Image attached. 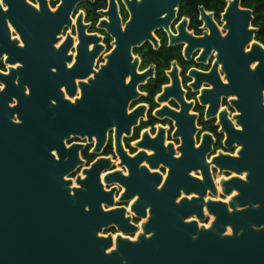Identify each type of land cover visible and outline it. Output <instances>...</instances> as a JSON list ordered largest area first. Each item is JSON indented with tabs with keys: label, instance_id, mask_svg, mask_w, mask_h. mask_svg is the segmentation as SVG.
<instances>
[{
	"label": "water",
	"instance_id": "95a60500",
	"mask_svg": "<svg viewBox=\"0 0 264 264\" xmlns=\"http://www.w3.org/2000/svg\"><path fill=\"white\" fill-rule=\"evenodd\" d=\"M38 1L40 10L27 0H6L7 11L0 8V57L6 53L8 63L24 65L11 69L8 75L0 74V81H7L4 88L7 95L0 92V264H264V130L257 124L250 126V146H246L245 140L240 159L221 155L214 160L221 169H230L237 175L250 174L246 180L233 177L222 181L225 195L237 192L229 202L205 201L208 189L218 195L205 161L212 142L208 136L202 148L196 150L192 134L186 137L187 133L178 132L183 137L180 149L183 157L175 160L179 165L171 169L161 190L156 189L159 174H150L144 168L135 171V167H131L137 159L128 158L130 177H124L120 171L106 175L105 184L118 182L125 187L120 202L139 197L132 211L147 221L142 224L143 233L136 241L122 235H117L116 241L112 234L100 236L113 226L124 236L138 231L131 225V219L126 218L124 207L107 211L115 206L116 192L115 189L106 191L101 180V175L111 167L109 159L101 158L86 170V177L77 180L81 187L73 189L78 195H70L72 182L66 177L82 163L78 150L84 146L75 144L68 149L65 140L80 136L92 142L95 137V152L101 153L107 131L116 125L117 149L125 156L120 137L122 132H130L139 113L138 109L130 116L126 114L129 101L137 93L133 84H125V78L129 74L133 80L139 78L136 63L132 64V48L146 40H152L157 46L153 32L160 27L169 29L183 0H124L131 14L125 29L121 27L116 1L110 0L109 11L102 13L109 17V22L102 21L100 27L116 38V48L108 57L107 65L98 72L92 70V65L103 47L98 45L100 38L87 36V26L80 15L77 62L73 68L62 67L57 73L44 67V40L57 41L56 35L65 25H71L70 15L76 5L87 0H62L55 13L50 11L46 0ZM241 3L242 0H229L224 16L240 52L258 31L252 25L254 12L242 8ZM200 11L204 20L212 21L211 13L207 14L204 8ZM7 22L19 33L25 48L18 47V40H11ZM212 29L218 35L213 24ZM182 34L185 35L183 30ZM186 37L192 42L204 43L207 39ZM170 38L175 42L181 37L170 34ZM90 42L96 43L92 52L88 50ZM253 52L255 58L260 56V60H264V48L256 40L253 51L247 56ZM222 61L232 84L233 67L228 65L229 61ZM237 66L234 72H238L237 78L244 81L250 92L247 99L240 94L242 109H239L245 116L247 111L250 114L264 112V70ZM91 72L95 80H89V84L83 82ZM250 72L255 74L249 75ZM194 74L201 79L202 74ZM76 76L80 79L78 85L74 80ZM26 85L34 87L33 96L20 104L17 97L22 90H27ZM63 87L70 99L75 97L79 87L81 98L74 102L67 99ZM14 98L17 105L11 107ZM52 98L57 101L54 110L49 107ZM194 117L186 114L180 120L182 127L191 133L194 128L187 119ZM240 123L244 128L247 126L246 120ZM260 125L264 127V120ZM54 150L59 160L51 156ZM198 166L204 170V181L188 174ZM181 190L186 197L174 203L181 196ZM192 192L199 197L188 199ZM147 208H150L149 216ZM83 209L89 211L86 213ZM205 209L215 218L209 228L205 227ZM229 228L234 235L228 234ZM98 240H111L112 247L116 245L113 249L116 254L107 250L103 253Z\"/></svg>",
	"mask_w": 264,
	"mask_h": 264
},
{
	"label": "flooded vegetation",
	"instance_id": "af4514ba",
	"mask_svg": "<svg viewBox=\"0 0 264 264\" xmlns=\"http://www.w3.org/2000/svg\"><path fill=\"white\" fill-rule=\"evenodd\" d=\"M115 1L121 20V27L125 29L126 24L131 19L130 11L124 0ZM183 1L178 7L176 16L170 23L169 29L160 27L153 32L154 38L158 42L157 46L152 40H146L141 45L132 48L131 53L134 59L132 64L136 63V75H139V78L133 80L130 74L125 78V84H133V88L137 93L129 101L126 114L130 116L138 109L139 113L136 115V122L130 127V132H122L120 137L125 156L120 155L117 149L116 125L110 127L107 131V140L101 153L95 152V137H93L92 142L89 141L88 137L82 138L80 136H71L70 140H65L68 149L75 144L84 146L78 150L82 163L78 164L75 170L66 177V180L72 182L70 186L71 193H73V189L80 188L77 187V180L79 178L84 179L86 170H89L97 160L101 158L110 160V169L101 175L106 191L116 190L114 194L115 206L108 208L107 211L124 207L126 209V218H130L131 225L138 228V231L134 234L124 236L113 226L109 228L108 234L114 236L138 237L139 233L142 232V224L147 221V219L138 217L132 211V205L139 198L138 195L128 202H120V198L126 191L125 187L118 182L110 185L104 183V177L116 171L122 172L124 177H130L128 158L137 159L135 163L132 162L131 166L135 167V171L144 168L150 174H159L160 181L156 189L161 190L170 176L171 169L179 165L175 160H180L183 157V153L180 150L183 147V137L178 132L187 133L186 137L188 134H192L193 147L196 150L202 148L205 143V136H208L212 139V142L211 150L205 154V161L209 165L208 171L218 195H220L219 200L227 202L231 197L236 196L237 192H234L232 196L225 195L222 190V181L233 177H240L246 180V172L237 175L236 172L230 169H221L220 166L214 163V160L221 155L240 159L241 155L240 152H237V149H241V151L244 149L245 140L247 141L246 146H250V126L257 124L261 131L264 130V127L260 125V122L264 120V112L250 114V111H247L245 116L244 112L239 109L242 104V99L239 97L240 94L247 99L250 92L243 84L244 81L237 78L238 72L236 74L234 72V67L238 68L237 64L248 65L252 71H255L251 68V64L246 57H249L247 54L253 51L255 40L263 48L264 44L257 40L256 33L252 41H248L243 45L242 52L238 50L237 39L233 37V32L230 34V28H227L229 23L224 19L229 0H226V4L220 13L215 10H209L204 5H198L196 11L190 9L191 12L186 10L182 13L181 5ZM46 2L53 13L62 4V0H46ZM37 4L39 5L38 8L35 7ZM30 5L40 10L38 0H32ZM5 7L8 9L6 5ZM241 7L244 8L242 3ZM109 8L110 0H87L77 4L70 15L71 25H65L62 32L56 35L58 40H44L43 63L46 70L51 71L52 67H56L58 72V69L62 67L71 69L76 64L80 45L77 21L80 15H83L82 22L87 26L85 30L87 36L100 38L98 45L103 47L94 59L92 70L98 72L102 66H106L108 57L116 48V38L106 28L100 27L102 21L109 22V17L102 14L108 12ZM201 8H204L207 14H212V21L208 22L203 19ZM53 9H56V11H52ZM7 23L10 28L11 40H17L16 37H20L19 33L10 22ZM212 24L216 27L218 35L212 29ZM181 30L184 31L185 35L182 34L181 36ZM170 34L181 38L172 42ZM186 35H190L195 39H207L204 43L202 41L192 42L190 37L187 38ZM69 38H71V41L68 40ZM21 44L24 46L21 47ZM57 44L60 45L58 48L56 47ZM95 45L96 43L90 42L88 50L92 52ZM25 46L20 37L18 47L25 48ZM68 57H70V60ZM7 58L6 53H3L0 57V74H10L11 69L18 68L17 65L24 67L20 62L16 64L8 63ZM258 58L260 59V56ZM256 59L254 57L253 62H256ZM222 60L229 61L228 65L233 67L232 74L234 78L232 84L227 78V73L223 70ZM69 63H71L72 67H68ZM94 72H91L83 82L89 84V80L94 81ZM194 72L202 74L201 79H199L200 75L196 77ZM74 80L78 85L80 79L76 76ZM226 80L228 83H225ZM0 83L2 82L0 81ZM62 92H66L64 87ZM234 96L237 99H233L232 97ZM66 98L70 99L67 94ZM80 98L81 90L77 87L75 97L70 100L74 102L75 99ZM16 105L17 100L14 98L10 106L14 107ZM186 114L195 116L193 120L187 119V123L194 128L192 133L186 127H182L183 123L180 122V120L185 118ZM14 120H17V118L15 117ZM243 120L247 121L245 128L240 123ZM54 152L56 151L54 150ZM188 174L200 181H204V170L202 167L197 170H190ZM180 192L181 196L177 199L179 201L186 197L184 190ZM218 195H213L208 189L205 201L209 199L218 201ZM187 197L192 199L199 196L192 192ZM149 210L150 208H147L148 216ZM206 213L207 210L205 209V215L207 216ZM192 220L189 219V221ZM206 225L209 226L210 224Z\"/></svg>",
	"mask_w": 264,
	"mask_h": 264
},
{
	"label": "snow or ice",
	"instance_id": "6c2138e0",
	"mask_svg": "<svg viewBox=\"0 0 264 264\" xmlns=\"http://www.w3.org/2000/svg\"><path fill=\"white\" fill-rule=\"evenodd\" d=\"M5 2H6V0H0V8L4 9V11H7V8L5 7ZM27 2L29 4H31L32 3V0H27ZM35 7L38 8L39 5L37 4V5H35ZM52 11L55 12L56 9H53ZM16 39L19 40L20 37L18 36V37H16ZM20 46L23 47L24 45L21 44ZM59 46H60L59 44L56 45L57 48ZM254 57H255V53L254 52L251 54V56L246 57V59L251 64V68L254 69V70H256V71L264 70V60H260V59L257 58L256 59V62H253V58ZM17 66L20 67L21 65H17ZM68 67H72L71 63H69ZM55 72H57V68L56 67H52L51 68V73H55ZM254 74H255L254 72H250L249 73V75H254ZM6 83H7V81H5L4 83H0V92H3V95H7V92L4 91V86H5ZM225 83H228V81L226 80ZM25 88L27 89V91H23L22 90V93L20 94V96L17 97V99L19 100L20 104H23L24 102L31 100V98L33 96V89H34V87L31 86V85H26ZM71 91H72V96L74 97V90H71ZM12 98L13 97H11V99ZM232 98L233 99H237L236 96H234ZM56 104H57V101H56L55 98H52L49 101V107L50 108H53V106H55ZM53 110H54V108H53ZM240 151H241V149H237V152H240ZM61 152H62V148H61ZM51 156L52 157H56L57 160L60 159V157L57 156V153L54 152V151L51 153ZM53 162L55 163L56 161H53ZM245 176L250 178V174H248V173H245ZM157 184L159 185V181H158ZM67 187H69V185H66V188ZM77 187H81V186L80 185H77ZM70 195L73 196V197H75L76 195H78V193H70ZM174 203H177L178 204L179 203V200L174 201ZM83 211H85L87 213L89 211V209H83ZM193 219H195V217H193ZM205 227H207V225H205ZM228 234L234 235L233 234V231H232V228H229L228 229ZM148 235H151V233H148ZM127 239L132 240V241H136L137 240V237L136 236H130ZM98 241L102 244L103 253H104L105 250H107V253H111L112 255H115L116 254L115 251L113 250V247H112V244H111V240H108L107 242H105L104 240H98ZM109 244H110V246H109ZM118 250H119V246H117L116 251H118Z\"/></svg>",
	"mask_w": 264,
	"mask_h": 264
},
{
	"label": "trees",
	"instance_id": "16d2710c",
	"mask_svg": "<svg viewBox=\"0 0 264 264\" xmlns=\"http://www.w3.org/2000/svg\"><path fill=\"white\" fill-rule=\"evenodd\" d=\"M225 4L226 0H187L183 1L181 10L182 13L186 10L191 12L190 9L196 11L198 5H204L207 9L220 13ZM242 6L254 12L252 25L258 29L257 40L264 44V0H242Z\"/></svg>",
	"mask_w": 264,
	"mask_h": 264
},
{
	"label": "rangeland",
	"instance_id": "374dc122",
	"mask_svg": "<svg viewBox=\"0 0 264 264\" xmlns=\"http://www.w3.org/2000/svg\"><path fill=\"white\" fill-rule=\"evenodd\" d=\"M217 198H218L217 200H219L220 199V195H218ZM206 214H207V218H206L207 220L205 221V224H210L211 218L213 216L209 215L208 213H206ZM201 224H203V223H201ZM108 232H109V229H107L103 233H101L100 236H102V234H104L105 236H107V235H109Z\"/></svg>",
	"mask_w": 264,
	"mask_h": 264
},
{
	"label": "bare ground",
	"instance_id": "6f19581e",
	"mask_svg": "<svg viewBox=\"0 0 264 264\" xmlns=\"http://www.w3.org/2000/svg\"><path fill=\"white\" fill-rule=\"evenodd\" d=\"M230 199V198H229ZM230 201V200H229ZM229 201H227V202H229ZM189 221V220H188ZM215 221V218L213 217L212 218V220H211V223H210V225L209 226H207V228H209L210 226H211V224L213 223ZM203 225H200V227H202ZM141 233H143V232H141ZM141 233H139V235L141 234ZM116 237L117 236H114V240L116 241ZM124 238H128V237H124ZM116 247V245H114V248ZM113 248V249H114Z\"/></svg>",
	"mask_w": 264,
	"mask_h": 264
}]
</instances>
